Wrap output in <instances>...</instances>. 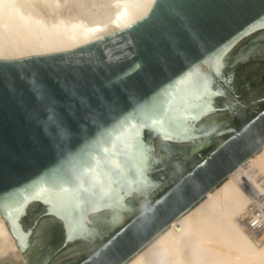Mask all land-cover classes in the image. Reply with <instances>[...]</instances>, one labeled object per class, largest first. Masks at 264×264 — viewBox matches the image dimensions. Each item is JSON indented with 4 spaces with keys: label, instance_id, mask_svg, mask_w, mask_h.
<instances>
[{
    "label": "water",
    "instance_id": "95a60500",
    "mask_svg": "<svg viewBox=\"0 0 264 264\" xmlns=\"http://www.w3.org/2000/svg\"><path fill=\"white\" fill-rule=\"evenodd\" d=\"M194 9L193 31L156 0L144 19L99 42L0 60V214L27 264L89 249L193 155L140 212L61 264L127 263L264 145V110L226 129L239 105L218 85L243 105L264 94V64L257 78L245 74V99L230 71L264 59V0H194ZM215 45L224 46L207 54ZM0 264L23 262L9 251Z\"/></svg>",
    "mask_w": 264,
    "mask_h": 264
},
{
    "label": "bare ground",
    "instance_id": "6f19581e",
    "mask_svg": "<svg viewBox=\"0 0 264 264\" xmlns=\"http://www.w3.org/2000/svg\"><path fill=\"white\" fill-rule=\"evenodd\" d=\"M155 2L0 0V60L78 50L125 31ZM8 229L0 214V258L24 261ZM125 264H264V145Z\"/></svg>",
    "mask_w": 264,
    "mask_h": 264
},
{
    "label": "trees",
    "instance_id": "16d2710c",
    "mask_svg": "<svg viewBox=\"0 0 264 264\" xmlns=\"http://www.w3.org/2000/svg\"><path fill=\"white\" fill-rule=\"evenodd\" d=\"M245 65H241L239 64L238 66L230 69V71L234 72L236 75V84H237V89L238 92L241 94V96L245 99L246 98V92L245 90H242L240 84L243 82V80H245ZM251 83V82H250ZM253 85V84H252ZM264 110V104L260 105V110L257 113H254L250 110H244L241 112L240 115H238V117H236L235 121H234V126L237 130L243 128L247 123H249L259 112ZM174 159L173 158H169V160H167L165 162V165L168 169L173 167V163ZM178 182V180H174L170 186L168 188H166L161 194L158 195L157 198H159L161 195H163L167 190H169L171 187H173L176 183ZM156 198V199H157ZM41 212V209L38 208L34 214H38ZM31 216V213L29 214ZM111 238V237H110ZM109 239V238H108ZM108 239H106L102 244H104ZM49 242L50 244L54 247H61L62 243H63V231L61 226L59 225H55L49 234ZM101 244V245H102ZM85 259V258H83Z\"/></svg>",
    "mask_w": 264,
    "mask_h": 264
},
{
    "label": "snow or ice",
    "instance_id": "6c2138e0",
    "mask_svg": "<svg viewBox=\"0 0 264 264\" xmlns=\"http://www.w3.org/2000/svg\"><path fill=\"white\" fill-rule=\"evenodd\" d=\"M168 13L173 20L180 21L187 31H193V24L195 22L194 0H168ZM257 19H264V14H261ZM237 35H239V33H237ZM225 43H230V41ZM223 46L224 45H215L207 50V54L215 53ZM203 52L204 51H202V53ZM139 66V64H134L128 69H125L121 74V79L130 77L133 71L139 68Z\"/></svg>",
    "mask_w": 264,
    "mask_h": 264
},
{
    "label": "rangeland",
    "instance_id": "374dc122",
    "mask_svg": "<svg viewBox=\"0 0 264 264\" xmlns=\"http://www.w3.org/2000/svg\"><path fill=\"white\" fill-rule=\"evenodd\" d=\"M218 85L224 90L227 92V94L238 104V105H241V103L236 99V97L228 90L227 87L223 86L222 84L218 83ZM253 103V102H251ZM249 103V104H251ZM243 105V104H242ZM248 105V104H247ZM256 111V110H254ZM236 112V111H235ZM234 113H232L228 118L227 120L222 124L223 126L227 125V123L229 122L230 124L233 123L232 121V118L235 116ZM193 156V155H192ZM191 156V157H192ZM187 158L185 159L182 164L134 211L132 212L128 217H126L125 222H127L128 220H130L133 216H135L138 212H140L159 192L160 190L171 180V178L182 168V166L191 158ZM122 223V224H124ZM121 224V225H122ZM120 226V225H119ZM117 226V227H119ZM117 227L113 228V229H109L107 230L102 236H100L97 241L87 250H84V251H81V252H78V253H75V254H72L70 256H67L59 261H57L56 263L54 264H61L71 258H74L76 256H79V255H83V254H87L89 252H91L97 245H99L111 232H113ZM23 264H27L26 263V260L24 259V261H22Z\"/></svg>",
    "mask_w": 264,
    "mask_h": 264
},
{
    "label": "flooded vegetation",
    "instance_id": "af4514ba",
    "mask_svg": "<svg viewBox=\"0 0 264 264\" xmlns=\"http://www.w3.org/2000/svg\"><path fill=\"white\" fill-rule=\"evenodd\" d=\"M241 65H245V74L246 73H248V74H253V73H255L254 74V76L257 78L259 75V72H258V70L257 69H259L260 67H261V65H263L264 64V59H262V58H253V59H251L249 62H247V63H240ZM239 65V64H238ZM238 65H236V66H238ZM236 66H234V67H236ZM233 67V68H234ZM264 78V77H263ZM252 80H253V85H254V83H255V79L254 78H252ZM262 104H264V94H261L260 96H259V98L257 99V100H255L253 103H251V104H246V105H239L238 107H237V111L235 112V119H236V117H238V115H240L241 114V112L242 111H244V110H250V111H252V112H254V113H257L258 111H254L253 110V106H260V105H262ZM235 121V120H234ZM228 128H234V129H236L235 128V126H234V122L230 125V126H228V127H226V129H228ZM237 130V129H236ZM240 130V129H239ZM238 131V130H237ZM103 245V244H102ZM85 260V259H84ZM82 262V261H81ZM80 262V263H81Z\"/></svg>",
    "mask_w": 264,
    "mask_h": 264
}]
</instances>
